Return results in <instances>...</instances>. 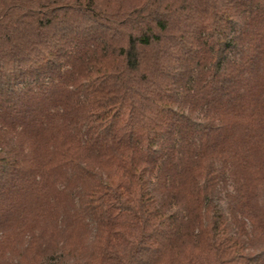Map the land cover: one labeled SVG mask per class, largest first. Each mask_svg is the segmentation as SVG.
Returning a JSON list of instances; mask_svg holds the SVG:
<instances>
[{
	"label": "trees",
	"instance_id": "trees-1",
	"mask_svg": "<svg viewBox=\"0 0 264 264\" xmlns=\"http://www.w3.org/2000/svg\"><path fill=\"white\" fill-rule=\"evenodd\" d=\"M0 264H264V0H0Z\"/></svg>",
	"mask_w": 264,
	"mask_h": 264
}]
</instances>
